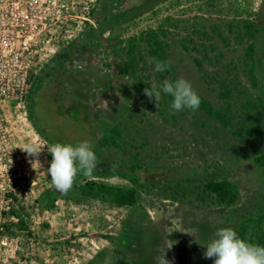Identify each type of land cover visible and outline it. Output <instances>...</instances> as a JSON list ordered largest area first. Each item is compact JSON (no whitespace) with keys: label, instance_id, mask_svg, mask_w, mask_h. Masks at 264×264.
I'll return each instance as SVG.
<instances>
[{"label":"rangeland","instance_id":"rangeland-1","mask_svg":"<svg viewBox=\"0 0 264 264\" xmlns=\"http://www.w3.org/2000/svg\"><path fill=\"white\" fill-rule=\"evenodd\" d=\"M138 1L143 0L108 4L68 0L66 4L70 14L87 16L92 10L101 18L107 9L124 10ZM245 18L253 19V29L258 31L252 40L238 26ZM67 21V31L58 37L65 33L71 43L70 33H78L77 42L72 41L76 49L60 70L37 85L32 96L37 125L28 108L15 111L12 107L6 112L21 170L19 177L10 183L5 180L0 189V264H88L92 260L156 264L155 258L170 245L166 259L173 264H213L204 258L203 246L216 238L218 229L234 230L246 212L261 209L264 215V167L253 162L264 153V116L259 109L244 106L259 95L264 101V0L159 1L123 33L124 43L118 48L89 37V21L74 16ZM159 24L167 28L164 58L174 64L176 80L190 81L215 108L225 106L217 83L226 82L233 89L234 108L240 112L233 130L200 109L172 113L162 99L158 109L144 95L146 87L159 85L165 72L155 70L154 60L160 59L143 40L134 48L131 62L126 40ZM251 41L255 86L245 68ZM249 115L258 119L256 133ZM37 126L54 144L76 146L87 141L98 158L93 174H78L70 191H58L47 172L52 144L37 132ZM111 126L120 129V147L98 144L103 129ZM29 143L43 149L38 157L21 150ZM133 164L141 182L134 206L114 208L78 194L76 186L82 178L130 187L129 180L105 171ZM219 177L238 187L239 199L233 206L196 198L204 181ZM46 190L59 194L51 209L37 202Z\"/></svg>","mask_w":264,"mask_h":264},{"label":"trees","instance_id":"trees-1","mask_svg":"<svg viewBox=\"0 0 264 264\" xmlns=\"http://www.w3.org/2000/svg\"><path fill=\"white\" fill-rule=\"evenodd\" d=\"M163 0H143L133 3L129 8L124 10H114L107 9L103 13L101 18L95 16L94 11L90 10V16L95 20V27L88 33L89 37L95 38L99 44L105 47L118 48L124 43L122 35L124 32L129 30L130 27L137 23V18L148 10L155 3ZM105 2L111 3L113 0H105ZM168 17H165L167 19ZM253 19L245 18L241 20L239 28L243 29V36L248 39H253L257 29H253L252 22ZM228 25L231 27L233 22H229ZM107 33L106 35H104ZM167 36V28L159 24L155 28H147L141 31L137 36H131L127 42L128 57L131 62L134 61V48L137 47L138 43L143 40L145 45L150 52L157 53V57L164 61L168 59L164 58V48H165V38ZM182 46L185 45L182 43ZM76 47H74L73 42L68 43L63 48H61L52 58L53 64H46L40 74L36 78L29 95V105L28 112L30 119L37 125L36 118L34 117V109L32 105V96L37 89V85L40 86L45 79V76H51V74L56 73L61 69L63 64L67 59H69L75 52ZM255 45L254 41L249 42L246 47V60L245 68L248 73L249 79L253 86L257 84V78L255 75ZM175 66L171 63V67L168 71L160 75L159 84L165 80L169 79L172 82L176 81ZM45 73V74H44ZM44 74V75H43ZM50 74V75H49ZM43 75V76H42ZM39 83V84H38ZM218 96L220 100L223 101L224 105L221 108H215L213 104L202 97L201 95V105L200 110L207 113L209 116L217 120L220 125L228 130L234 129V124H237L240 119V112L237 111L235 106V97L233 96V89L230 88L226 82H218ZM163 103L170 107L172 98L170 96H162ZM246 109L253 110L259 109L262 116H264V101L259 95L255 99L246 100L244 105ZM248 116V115H247ZM250 121L253 126V131L256 130V123L258 122L254 115H249ZM102 131V136L100 137L98 144L104 147H120L119 140L117 139L120 135V129L116 126L105 127ZM37 132L48 142L54 145L50 137L46 134L45 129L41 126H37ZM235 134H237L234 131ZM249 132H247L248 135ZM256 133V131H255ZM117 139V140H116ZM253 162L263 168L264 167V153L253 158ZM130 166V167H129ZM124 169H111L105 171L107 175H118L124 179L131 182L130 187L119 186L109 184L104 181H96L93 178L83 179L81 184H77L76 190L78 194L88 201H97L105 204H109L116 208L132 207L137 202L138 188L141 186L139 181V175L136 173V165H129ZM96 173V172H95ZM79 176L77 175L76 180ZM187 190L183 189L181 195H185ZM58 193L54 190L43 191L37 202L46 209H51L57 200ZM196 198L202 203H211L219 206H233L237 203L239 199V191L237 185L227 179L226 177L210 178L203 182L199 193ZM237 233L238 238L245 240L248 243L264 246V215L261 209L256 212H246L242 215L241 220L238 221L237 227L234 229ZM100 264L96 260L90 261L88 264Z\"/></svg>","mask_w":264,"mask_h":264},{"label":"built area","instance_id":"built-area-1","mask_svg":"<svg viewBox=\"0 0 264 264\" xmlns=\"http://www.w3.org/2000/svg\"><path fill=\"white\" fill-rule=\"evenodd\" d=\"M68 0H0V189L19 177V155L7 127L8 109L26 111L36 78L53 56L68 44L67 18L90 22L87 16L70 14ZM81 29H79L80 31ZM77 42L78 33H70ZM70 43V42H69ZM7 110V111H6Z\"/></svg>","mask_w":264,"mask_h":264},{"label":"clouds","instance_id":"clouds-1","mask_svg":"<svg viewBox=\"0 0 264 264\" xmlns=\"http://www.w3.org/2000/svg\"><path fill=\"white\" fill-rule=\"evenodd\" d=\"M154 64L158 72H166L171 67L170 61L154 60ZM143 91L158 109L162 96H170L172 113L185 108L195 111L201 105V98L193 89L191 82L183 78L175 82L165 79L159 85L152 83ZM21 150L31 157H38L43 149L38 144L29 143ZM48 152L52 156L47 169L51 183L58 191L64 193L72 189L78 174L82 173L90 177L98 166L96 153L87 141L76 146L58 142L52 145ZM215 237L203 246L206 249L203 253L204 258L212 259L213 264H264V246L251 244L238 238L236 231L232 228L218 229ZM166 250L155 258L156 264H173V261L166 259Z\"/></svg>","mask_w":264,"mask_h":264}]
</instances>
